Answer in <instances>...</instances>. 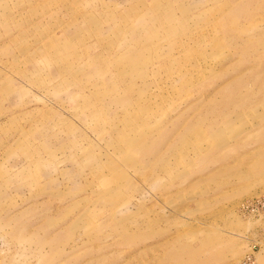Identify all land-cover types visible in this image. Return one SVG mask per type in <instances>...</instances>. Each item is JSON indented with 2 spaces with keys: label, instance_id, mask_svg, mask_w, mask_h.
Listing matches in <instances>:
<instances>
[{
  "label": "rangeland",
  "instance_id": "rangeland-1",
  "mask_svg": "<svg viewBox=\"0 0 264 264\" xmlns=\"http://www.w3.org/2000/svg\"><path fill=\"white\" fill-rule=\"evenodd\" d=\"M0 264H264V0H0Z\"/></svg>",
  "mask_w": 264,
  "mask_h": 264
},
{
  "label": "bare ground",
  "instance_id": "bare-ground-1",
  "mask_svg": "<svg viewBox=\"0 0 264 264\" xmlns=\"http://www.w3.org/2000/svg\"><path fill=\"white\" fill-rule=\"evenodd\" d=\"M243 112H244L243 107L242 106H239V108H237L235 110V115H231L230 117L233 118V119H235V120H237L238 118L243 117V115H242ZM225 117H228V116H225ZM230 123H231V121L229 123H227L226 125H228Z\"/></svg>",
  "mask_w": 264,
  "mask_h": 264
}]
</instances>
